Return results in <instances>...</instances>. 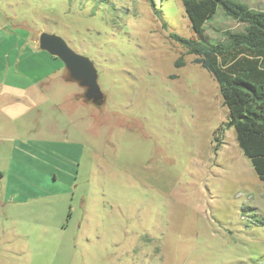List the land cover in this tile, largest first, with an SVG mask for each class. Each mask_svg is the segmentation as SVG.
Here are the masks:
<instances>
[{
  "label": "rangeland",
  "instance_id": "obj_1",
  "mask_svg": "<svg viewBox=\"0 0 264 264\" xmlns=\"http://www.w3.org/2000/svg\"><path fill=\"white\" fill-rule=\"evenodd\" d=\"M41 32L93 62L101 104ZM173 33L194 37L181 0H0V264H264V182Z\"/></svg>",
  "mask_w": 264,
  "mask_h": 264
},
{
  "label": "trees",
  "instance_id": "obj_2",
  "mask_svg": "<svg viewBox=\"0 0 264 264\" xmlns=\"http://www.w3.org/2000/svg\"><path fill=\"white\" fill-rule=\"evenodd\" d=\"M194 37L171 36L193 55V62L215 78L227 108V127L258 179L264 182V10L236 0H181ZM244 25L242 31L225 30L223 39L211 41L205 24L217 8ZM181 58L176 65H181Z\"/></svg>",
  "mask_w": 264,
  "mask_h": 264
},
{
  "label": "water",
  "instance_id": "obj_3",
  "mask_svg": "<svg viewBox=\"0 0 264 264\" xmlns=\"http://www.w3.org/2000/svg\"><path fill=\"white\" fill-rule=\"evenodd\" d=\"M38 47L64 63L70 77L85 87L84 97L87 101L95 104L103 102L104 96L97 83V71L88 57L72 50L62 37L53 33L41 32Z\"/></svg>",
  "mask_w": 264,
  "mask_h": 264
},
{
  "label": "crops",
  "instance_id": "obj_4",
  "mask_svg": "<svg viewBox=\"0 0 264 264\" xmlns=\"http://www.w3.org/2000/svg\"><path fill=\"white\" fill-rule=\"evenodd\" d=\"M238 1H240V0H238ZM241 2V1H240ZM243 3V2H242ZM253 9V8H252ZM23 90V89H22ZM6 201H7V198H3V199H1L0 198V206L1 205H3L4 203H6ZM10 201H12V199L10 200Z\"/></svg>",
  "mask_w": 264,
  "mask_h": 264
}]
</instances>
